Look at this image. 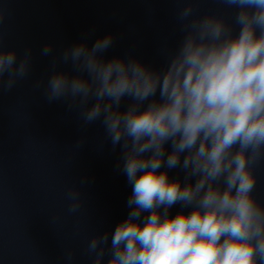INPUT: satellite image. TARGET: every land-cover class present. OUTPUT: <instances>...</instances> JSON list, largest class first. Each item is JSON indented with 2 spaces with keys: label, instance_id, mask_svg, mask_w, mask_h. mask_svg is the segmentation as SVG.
Returning a JSON list of instances; mask_svg holds the SVG:
<instances>
[{
  "label": "clouds",
  "instance_id": "9594fccd",
  "mask_svg": "<svg viewBox=\"0 0 264 264\" xmlns=\"http://www.w3.org/2000/svg\"><path fill=\"white\" fill-rule=\"evenodd\" d=\"M183 2V38L161 67L105 59L111 34L51 61L46 99L70 98L85 125L102 118L113 150L121 149L116 168L131 185L127 217L111 237L88 242L93 264H105L106 254V264H264V203L254 195L264 162V0H222L236 9L231 24L196 16L193 0ZM52 52L49 44L41 54ZM68 63L77 75L57 70ZM31 64V49L18 58L0 35V94L29 77ZM79 196L68 193L70 213L80 209ZM74 256L67 252L63 264H76Z\"/></svg>",
  "mask_w": 264,
  "mask_h": 264
}]
</instances>
